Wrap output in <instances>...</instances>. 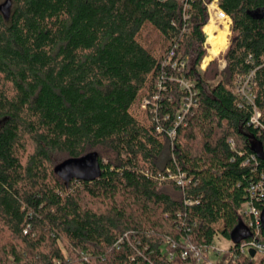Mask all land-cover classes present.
Wrapping results in <instances>:
<instances>
[{"label":"trees","instance_id":"16d2710c","mask_svg":"<svg viewBox=\"0 0 264 264\" xmlns=\"http://www.w3.org/2000/svg\"><path fill=\"white\" fill-rule=\"evenodd\" d=\"M213 1L12 0L9 20L0 12V264H195L186 242L243 231L264 175V0H218L232 20L225 68L202 70ZM251 72L253 103L234 92ZM180 78L197 105L173 140ZM93 152L100 179L55 173ZM243 239L216 264H264L239 253Z\"/></svg>","mask_w":264,"mask_h":264},{"label":"built area","instance_id":"2783aa9c","mask_svg":"<svg viewBox=\"0 0 264 264\" xmlns=\"http://www.w3.org/2000/svg\"><path fill=\"white\" fill-rule=\"evenodd\" d=\"M217 5V11L215 13V16L219 21H225L227 24H232L231 18L220 8L218 4V0L213 1ZM212 2V3H213ZM211 3V4H212ZM209 6V5H208ZM212 18V15H210ZM213 19V18H212ZM211 19V20H212ZM207 39V37H206ZM207 44L205 42L204 47L207 49ZM170 58H175V61L173 62L174 68H179V70H182L186 66L185 59H182L175 50H172L170 52ZM202 67V66H201ZM203 69V68H202ZM252 80H253V72H251L248 76L245 78H241L236 82V86L234 89V92L240 96H242L244 99H246L249 103H253L254 96L251 92V86H252ZM179 83L181 85V88L186 90L187 94L182 100L181 109L179 110L176 120L174 123V126L170 127L166 133L169 136L170 139H175L177 134V127L184 123L186 115L192 110V108H195L197 105V94L198 92L195 89V84L192 81H189L185 78H180ZM154 100H159V96H155ZM148 104L147 101L144 102V107ZM261 112L255 107L254 115L251 118V123L259 126L260 125V118H261ZM158 131L160 133L163 132V129L161 127H158ZM229 145L233 150H235V142L233 139L228 140ZM257 157L256 155L254 158ZM173 180L176 181V183L182 187L186 185V180L184 178L183 174H174L171 176ZM249 196L250 200L244 203L240 209V213L243 217V223H244V234L242 237L245 236V239L241 240L239 244V253L242 255H246L251 257L250 251L254 250L256 252V255H264V231L261 224V214L264 206V175L262 176L261 180L258 183H255L251 185L249 189ZM256 203H261V207L255 206ZM170 244L172 248L176 247V244L171 243L170 241H167V245ZM119 244H117L118 247ZM186 250L182 253L183 257H188L189 255H192L195 259V264H216L219 262V260L216 262H213L209 260V257L212 254H219L222 253V250L218 249V246L215 244V242L209 246H204L201 248H196L195 246H192L191 244H188L186 242ZM166 245L163 246V250H165ZM229 249V248H228ZM226 252L222 253V257ZM174 253L169 254V259L172 260L174 258ZM221 260V259H220Z\"/></svg>","mask_w":264,"mask_h":264},{"label":"water","instance_id":"95a60500","mask_svg":"<svg viewBox=\"0 0 264 264\" xmlns=\"http://www.w3.org/2000/svg\"><path fill=\"white\" fill-rule=\"evenodd\" d=\"M11 9L12 0H6L0 4V12L6 20H9L11 16ZM253 152L260 160L264 161V151L261 144H255ZM55 173L66 182H71L72 180L93 182L101 178L103 169L98 153L93 152L62 162L55 168ZM261 224L264 231V206L261 214ZM250 254L251 257H254L256 252L251 250Z\"/></svg>","mask_w":264,"mask_h":264},{"label":"rangeland","instance_id":"374dc122","mask_svg":"<svg viewBox=\"0 0 264 264\" xmlns=\"http://www.w3.org/2000/svg\"><path fill=\"white\" fill-rule=\"evenodd\" d=\"M216 11H217V5H216V3L215 2H213L212 4L210 3L209 4V6H208V14H209V21H208V24H210V22H211V19L213 18L214 20H216V24L220 27V28H222V29H224V24H223V22L222 21H219L218 19H217V17L215 16V13H216ZM210 15H212V18L210 17ZM232 21V20H231ZM207 24V25H208ZM229 25V35H228V47L226 48V50H224L223 52H221V54L219 55V56H217V57H215L214 59H212V60H215V59H217L218 60V63H219V66H220V69L222 70V69H224L225 68V61H224V54H225V52L227 51V49L229 48V46H230V41H231V25L232 24H228ZM203 31H204V29H203ZM205 33V32H204ZM205 36H206V34H205ZM207 37V36H206ZM206 44H207V56H208V54H209V48L211 47L209 44H208V42H207V39H206ZM206 56V57H207ZM205 57V58H206ZM211 60V61H212ZM210 61V62H211ZM204 62V61H203ZM209 62V63H210ZM208 63V64H209ZM207 64V65H208ZM203 68V69H202ZM201 69L202 70H204V69H206V67H204L203 66V64H202V67H201ZM237 82V81H236ZM241 227H242V229H243V231L242 230H240V231H235V232H233V235H232V238L231 239H226V238H224V237H219V238H217V240L215 241V244L218 246V249H220V250H222V253L223 252H227V250H228V248L236 241V240H238L240 237H242V235L244 234V223H243V221H242V223H241ZM222 253H219L218 255L215 253V254H212L210 257H209V260H211V261H213V262H217L218 260H220L221 258H222Z\"/></svg>","mask_w":264,"mask_h":264},{"label":"bare ground","instance_id":"6f19581e","mask_svg":"<svg viewBox=\"0 0 264 264\" xmlns=\"http://www.w3.org/2000/svg\"><path fill=\"white\" fill-rule=\"evenodd\" d=\"M222 22L224 24V29L220 28L214 19H212L210 24L206 25L204 28V32L207 36V42L211 46L209 48L208 56L204 59V67H207V64L212 59L219 56L221 52L226 50L228 47L229 25L225 21Z\"/></svg>","mask_w":264,"mask_h":264}]
</instances>
